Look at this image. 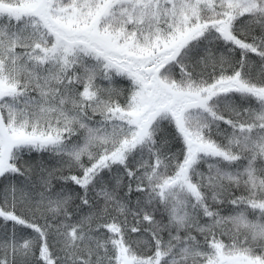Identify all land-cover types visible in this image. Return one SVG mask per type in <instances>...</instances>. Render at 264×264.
I'll return each instance as SVG.
<instances>
[{
  "label": "snow or ice",
  "instance_id": "obj_1",
  "mask_svg": "<svg viewBox=\"0 0 264 264\" xmlns=\"http://www.w3.org/2000/svg\"><path fill=\"white\" fill-rule=\"evenodd\" d=\"M0 264H264V0H0Z\"/></svg>",
  "mask_w": 264,
  "mask_h": 264
}]
</instances>
